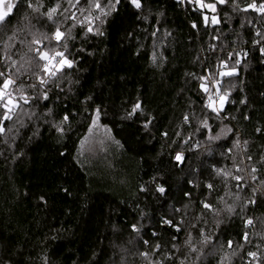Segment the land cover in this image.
Listing matches in <instances>:
<instances>
[{"label":"trees","instance_id":"obj_1","mask_svg":"<svg viewBox=\"0 0 264 264\" xmlns=\"http://www.w3.org/2000/svg\"><path fill=\"white\" fill-rule=\"evenodd\" d=\"M141 2L143 7L136 9L130 0H121L103 25L93 21V28L104 33L100 36L85 34L87 22L72 27L75 21L64 18L68 13L60 15L69 7L66 0H41L38 13L27 8V0L23 6L17 0L19 11L13 10L11 23L0 32V71L10 70L3 43L24 25L48 36L57 26L65 33L71 29L62 43L75 67L66 69L63 79L40 86L34 73L43 61L32 59L22 77L25 84L37 83L26 90L30 97L48 91L49 98L30 100L24 109L34 113L31 120L22 117L25 127L17 124L7 143L0 137V264H45V259L47 264H220L233 251L231 264H264V240L256 235L264 233V195L258 192L257 203L244 207L252 189L236 187L245 182L255 186L248 176L253 165L260 169L257 176H264V54L253 43L260 39L257 31L264 33V16L251 9L233 12L229 0L217 5L221 22L213 25L210 11L197 10L195 4ZM237 2L243 8L252 0ZM57 3L61 8L50 21L42 13ZM81 5L87 6L85 0ZM71 11L80 20L88 15ZM193 23L198 27L192 28ZM26 37L31 39L27 29L9 53L17 67L22 57H34L27 43L19 42ZM44 46L49 41L33 45ZM229 53L234 59H228ZM237 59L239 75L219 76L228 70L221 61L230 68ZM211 74L222 81L221 93L230 92L231 102L220 118L204 107L208 94L197 79ZM205 83L213 94L211 81ZM138 102L141 110L129 117ZM97 108L101 113L94 126ZM65 115L69 120L61 135L53 125ZM237 139L239 147L234 146ZM216 169L231 170L244 180L225 179ZM221 197L235 207L233 213L223 211ZM203 202L220 215L204 209ZM242 217H251L254 226L245 229ZM217 220L222 221L219 227ZM201 229L210 238L207 245L201 243ZM245 231L248 244L242 240ZM192 247L198 251L191 252ZM248 251H257L258 259L248 257ZM144 252L150 253L148 259Z\"/></svg>","mask_w":264,"mask_h":264},{"label":"snow or ice","instance_id":"obj_2","mask_svg":"<svg viewBox=\"0 0 264 264\" xmlns=\"http://www.w3.org/2000/svg\"><path fill=\"white\" fill-rule=\"evenodd\" d=\"M67 4L69 5L68 8H65L63 12L60 13V15H64L65 13H68V15L64 16L65 20L71 19L75 21V23L72 25V27H75L76 24H80L81 27L85 25V22H87V28H86V35L88 33H91L93 35H100L102 36L104 33L101 30L100 27L93 28V21H99L100 25H103L106 22V19L110 17L114 12L117 11V7L120 4L121 0H85L86 7L81 5V0H66ZM130 2L134 5L136 9H141L143 7L141 0H130ZM180 2L188 3V4H195L197 5V10L202 9H209L213 13L217 12V5H224L228 4L229 0H214V2L208 3L206 0H180ZM25 3V0H19V5L23 6ZM41 0H36V4L34 5L31 0H27V8L31 9L32 12H40V8L42 7ZM232 11L233 12H247L249 9L259 13L261 16H264V0H261V2L257 3V0H252L251 3H248L246 7L241 8L237 0H232L231 3ZM61 8L60 3H57L54 7H51L48 9L46 13H42V15H46L47 19L50 21L54 20V15L58 12V10ZM16 9L19 11V7L17 4V0H0V32L3 31L4 28L7 27L9 23H11V18L13 14V10ZM71 9H76V11L80 12V14L83 16L85 12L88 13L87 16L84 17V20H80L77 18L75 12H72ZM93 12L98 13V15H93ZM28 14L25 13L24 20H28ZM203 22L205 27L209 24V17L207 15L203 16ZM221 21L218 18L217 15H213L211 17V23L213 25L219 24ZM192 28H197L198 25L196 23H193ZM25 29L28 30V34L31 36V39L28 40L27 37L24 40H20L19 42L23 45L27 43L28 45V51L34 53V57L30 58L28 60H23V63H19V66L17 67V61L12 60L10 53L11 48L15 46V41L17 40L19 34ZM152 35H155V32L152 33ZM170 35V34H169ZM257 37H260L259 40H254V45L260 46V51L262 54H264V33H261L257 31L255 33ZM71 37V29H68L67 33L62 32L60 30V27L57 26L55 32L52 34V36H48L43 33H36L31 31L30 28H28V25H24L21 28H17L12 32L11 35L7 37V40L3 43V57L4 62H10V70L8 73H5L3 71H0V137H5L4 142L7 143V135L13 131V128L19 124V126L25 127L24 120L22 117H28L29 120H31L34 113L25 111L24 105L29 104L30 100L33 99H42V100H48V91H43L38 96L30 97L27 94L28 88H36L37 83H31V84H25L22 77L32 68V59H36L38 61H43L44 63L39 64L37 63L36 67L39 68V72L34 73L36 77V81L40 86H44L48 84L51 81L57 80V79H63L64 73L66 69H72L75 67V60L69 59L68 55L66 53L68 52V46L65 41L66 38ZM213 39H219L218 36H213ZM44 40L49 41V46L44 47H33V45H41ZM52 41H55V45L52 44ZM63 49V50H60ZM238 55V54H237ZM246 56L247 53H244ZM156 53L154 52L152 54V60L155 63L156 61ZM228 59H234V56L232 53H229ZM240 61L237 59L235 60V63L229 68L227 61H221L220 66L221 68H228L227 71H219V76L221 77H233L239 75L236 65H238ZM27 65V67H26ZM11 68L15 69V72L11 71ZM195 75V74H193ZM216 74L206 75V76H200L197 77L201 81L200 83V89L208 94L207 95V102L205 103L204 107L206 109H209L211 112L215 113L216 118H220L221 112L224 110V107L226 103H230L231 101L228 100V97L230 95V92L225 90L223 93H221L220 85L222 84L221 80L215 79ZM19 81V83H17ZM205 81H211L212 85L215 87V93H210V89L208 85L205 83ZM11 89V90H10ZM214 96L218 98L219 104L217 105V100L214 99ZM241 103H244V101H241ZM141 110V104L138 102L133 105L131 112L129 113V117L134 116L138 111ZM101 110L99 108L95 109L94 116L92 119V124L94 126H97V122L100 118ZM47 115H51V110L49 109ZM247 118V117H246ZM187 117H185V120L187 121ZM69 120V116L65 115L62 120L60 121V124H54L53 127L56 128V130L63 135L64 128L62 127L63 124L67 123ZM5 122H12L11 127H7ZM151 123V121H148L145 123V128L148 127V124ZM202 127L207 129L208 122L207 120H204L201 122ZM91 131V129H90ZM106 132L110 131L108 129H105ZM228 132H231V129L227 130ZM257 131H261L260 129H257ZM219 136H210L209 139H219ZM119 143L118 141L116 142ZM244 144H247V141L244 142ZM234 146L239 147L240 141L237 139L235 141ZM176 159L180 161L182 159L180 154H177ZM249 160H251V157H248ZM260 164L262 167H264V159L260 161ZM237 172L243 171V169L237 167ZM260 171L256 166H251V169L248 173V176L250 178V181L255 183V186H252V184H249L245 182L244 184L238 183L236 187L243 190L244 187H251L252 189V196L246 201L244 204V207H247L248 205H254L257 203L255 196L259 192L261 195H264V176H257V173ZM216 174L218 176H224L225 179H227L229 176L232 177V179L236 180L237 182L243 181L244 177L241 175H233L231 170H225V169H216ZM209 188H212L213 186L211 184L208 185ZM157 191L161 194L165 193V188L163 186L158 185ZM226 195H228L226 193ZM43 199V198H41ZM222 203H225V208L223 211L228 212L229 214L233 213L235 211V207L233 205H228L226 201H224V198H220ZM236 200H240V196L236 195ZM203 208L214 213L215 216L220 215V210L215 209L211 204L203 202ZM244 220V227L245 229L249 228L250 226H254V221L251 217L243 218ZM165 224H172L171 220H165ZM222 223V221L217 220L216 224L219 227V225ZM264 223V222H262ZM176 227L175 225H173ZM134 231H139V229L133 225ZM176 230L179 231V227H176ZM201 235L204 237L201 241L202 244L207 245L210 243V238L207 235H204L203 230L201 229ZM250 233L248 231H245L242 235V240L244 241V244L250 243L249 239ZM256 235H259L262 240H264V233H256ZM175 239V237H173ZM187 244L191 245V236H189L188 240L186 241ZM244 244H238L237 247L243 248ZM233 241L229 240L227 242V247L232 248ZM175 247V245H174ZM259 245H257V248L259 249ZM156 248L159 249L160 245H156ZM191 252H197L198 250L194 247L190 248ZM142 256L145 257V259H148L150 256V253L144 252L141 253ZM236 252L233 251L231 253H226L224 256L220 259V264H231V256H235ZM247 256L251 257L253 259H258V252L257 251H248ZM45 264H47V260L45 259ZM180 264H184V261H181Z\"/></svg>","mask_w":264,"mask_h":264},{"label":"rangeland","instance_id":"obj_3","mask_svg":"<svg viewBox=\"0 0 264 264\" xmlns=\"http://www.w3.org/2000/svg\"><path fill=\"white\" fill-rule=\"evenodd\" d=\"M206 2H208V1H206ZM209 3V2H208ZM206 10H209V9H206ZM210 11V17H212L213 15H216V13H213L211 10H209ZM214 89V91H212L213 92V94L215 93V88H213ZM219 104V103H218Z\"/></svg>","mask_w":264,"mask_h":264},{"label":"built area","instance_id":"obj_4","mask_svg":"<svg viewBox=\"0 0 264 264\" xmlns=\"http://www.w3.org/2000/svg\"><path fill=\"white\" fill-rule=\"evenodd\" d=\"M43 63H44V62H43ZM214 99L217 100V105H216V106H218V103H219L218 98H216V97L214 96Z\"/></svg>","mask_w":264,"mask_h":264}]
</instances>
